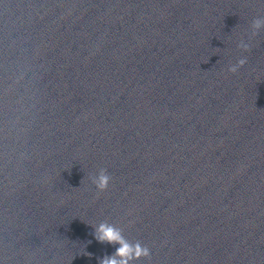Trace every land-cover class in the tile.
I'll return each mask as SVG.
<instances>
[{
	"label": "clouds",
	"instance_id": "1",
	"mask_svg": "<svg viewBox=\"0 0 264 264\" xmlns=\"http://www.w3.org/2000/svg\"><path fill=\"white\" fill-rule=\"evenodd\" d=\"M264 25V19L257 18L252 21V27L259 30ZM255 34V33H254ZM242 50L248 51L250 45L243 41L238 45ZM247 62V58H240L236 64L229 67L230 72H237L239 68L243 67ZM110 175L105 169H101L99 175L96 178L95 184L99 191H104L108 188L110 182ZM95 237L100 243H108L113 245H119L115 252L111 255H105L100 259L99 264H133L134 261H138L141 258L150 257V249L142 245L139 241L136 243H129L121 231L109 224H100L96 229Z\"/></svg>",
	"mask_w": 264,
	"mask_h": 264
}]
</instances>
